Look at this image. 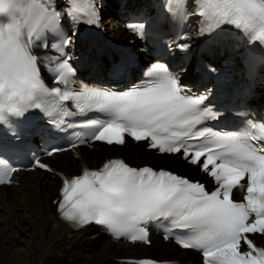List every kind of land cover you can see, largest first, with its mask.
<instances>
[{
  "label": "snow or ice",
  "instance_id": "6c2138e0",
  "mask_svg": "<svg viewBox=\"0 0 264 264\" xmlns=\"http://www.w3.org/2000/svg\"><path fill=\"white\" fill-rule=\"evenodd\" d=\"M166 7L182 13L180 0H166ZM198 7L197 14L211 27L232 25L250 43L264 46V0H198ZM83 12L80 0H71L65 19L98 24L95 4L88 5L86 20L76 15ZM0 16L8 18L0 21V124L31 108L59 118L57 126H67L64 117L99 114L78 125L92 130L91 141L109 146H123L127 138L148 141L161 155L199 166L214 184L209 190L170 170L135 168L123 159H109L99 170L85 168L82 175L62 179V219L77 229L102 226L132 241H146L142 225L167 220L185 237L176 242L199 251L203 264H264V248L248 235L264 234V123L231 132L198 127L215 119L205 106L208 94L193 93L159 62L144 72L146 79L126 90L77 87L72 57L65 51L68 38L53 46L58 53L52 62L53 83L63 88H49L32 48L48 47L45 35L60 32L59 11L50 0H0ZM129 27L142 34L144 25ZM5 165L0 159V176L10 177L15 169L6 170ZM38 167L51 171L39 162ZM6 183L10 179L0 178V185ZM240 192L244 195L237 201Z\"/></svg>",
  "mask_w": 264,
  "mask_h": 264
},
{
  "label": "bare ground",
  "instance_id": "6f19581e",
  "mask_svg": "<svg viewBox=\"0 0 264 264\" xmlns=\"http://www.w3.org/2000/svg\"><path fill=\"white\" fill-rule=\"evenodd\" d=\"M59 2L60 0H55L52 7L56 10L65 8L64 4ZM93 2L97 5L96 9L100 18L101 28L106 39L112 38V40L118 42L135 41L133 50L136 61L134 65L137 64V67L129 71L130 78L135 81L138 70L140 68L144 70L145 67L143 65L146 64L143 61V55L136 50V48L143 47V45L138 42L135 34L125 30L122 25L125 24L124 20L128 17L127 12L129 10H141L145 14L155 15L157 13L155 0H93ZM60 4H62L61 9H59ZM190 5V22L192 23V31L196 34L200 32V27L202 26V22L196 18L199 11L198 0L196 2L192 0ZM104 15H107L105 20H103ZM70 31L71 38L73 40L77 39V29L71 27ZM97 46L98 48L86 45V48L90 47L93 50L87 57V65L83 67L81 78L84 81L86 79L101 85L99 80L103 76L104 69L110 64V68L107 69L108 72L111 69V65L118 64L119 60L118 62L113 61L117 55H122V53L113 52L112 48L104 43L97 44ZM96 49H99L97 54ZM208 51L210 52L209 58L206 53H204L206 55L201 57L216 69L220 67L221 64L219 63L225 61L227 55H229L225 53L224 57H222L221 54L215 51L212 52V49H208ZM40 52L34 50V54ZM122 52L124 51L122 50ZM47 55H53V53L47 51L43 56ZM195 55L199 56L198 51H196ZM194 58L190 62L187 72L184 73L190 74L184 78L182 84L189 82L192 85L189 78L195 73V68L191 72L189 71L194 63ZM147 59L150 61L152 56L146 54ZM153 62L149 63V65ZM217 63L219 64L218 66ZM249 66H247L246 72L248 82L252 83L251 90L262 94V89H257V85H264V81L263 79L260 81V77L253 78L257 75L252 74L255 69L250 63ZM233 71L237 74L235 68ZM261 71L264 76V68ZM201 74L203 73L201 72ZM201 74L199 79L204 82V75ZM242 75V79L247 80L244 74ZM250 77L251 79L249 80ZM125 78L127 79L128 77ZM45 82L47 85L49 84L46 80ZM235 85L237 84H232V86ZM239 89V87H236L234 92L240 91ZM234 96L235 94L228 92L227 100H223L224 105L229 101V105L233 104V106H236L237 101L241 97L239 94ZM263 103L264 97L258 101H252L248 105L249 107L257 105L260 107ZM105 149H108V147L105 146ZM80 152L82 153L80 161L73 160L69 153H64L56 156L55 160L51 161V164L60 171L73 175L85 166L99 167L109 154L123 157L137 167H143L148 164H164L168 168L176 166L189 177H193L194 173L197 174L196 168L183 163L175 156H154L150 152H146L144 146H134L131 142H128L124 148L112 146L108 152L104 150H81ZM59 187L60 183L57 177L52 178L37 172L21 174L19 187H0V264H123L120 261L122 259H141L149 258V256L155 258L166 257V260L180 261L184 264H197L198 257L193 251H179L173 245L165 244L160 240H154L152 246L146 248L140 245L132 246L123 242L113 243L107 239L103 240L104 234L93 230L91 227L79 232L73 231L58 218L56 210L51 203L54 197H58ZM259 239L264 240L263 237ZM158 252L159 254H157Z\"/></svg>",
  "mask_w": 264,
  "mask_h": 264
},
{
  "label": "rangeland",
  "instance_id": "374dc122",
  "mask_svg": "<svg viewBox=\"0 0 264 264\" xmlns=\"http://www.w3.org/2000/svg\"><path fill=\"white\" fill-rule=\"evenodd\" d=\"M62 7V4H60V6H59V9ZM106 17H107V15H104L103 16V20H105L106 19ZM140 54L142 53L141 51L139 52ZM118 62V58L116 57V59L113 61V62ZM152 61H153V59H152ZM219 64L217 63V66H218ZM109 66H110V64H108V66L106 67V69H105V71H104V77L103 78H105V74H106V71H107V69L109 68ZM147 66V64H145V65H143V67H146ZM237 72H238V70H237ZM138 80V77H136L135 78V81H137ZM192 83L194 84V82H193V80H192ZM102 239L103 240H105L106 239V235L104 234L103 235V237H102Z\"/></svg>",
  "mask_w": 264,
  "mask_h": 264
}]
</instances>
